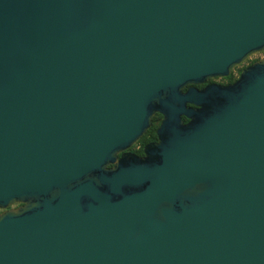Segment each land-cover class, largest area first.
I'll use <instances>...</instances> for the list:
<instances>
[{"label": "water", "instance_id": "obj_1", "mask_svg": "<svg viewBox=\"0 0 264 264\" xmlns=\"http://www.w3.org/2000/svg\"><path fill=\"white\" fill-rule=\"evenodd\" d=\"M262 52L264 0H0V264H264V59L197 88Z\"/></svg>", "mask_w": 264, "mask_h": 264}, {"label": "flooded vegetation", "instance_id": "obj_2", "mask_svg": "<svg viewBox=\"0 0 264 264\" xmlns=\"http://www.w3.org/2000/svg\"><path fill=\"white\" fill-rule=\"evenodd\" d=\"M257 61H259V59H256V60H252V62H250V63H248L247 65H245V66H241V69H244V68H246V67H248V66H250V65H252L253 63H255V62H257ZM240 70V69H239ZM219 80H223V81H225L224 83H222V82H219ZM236 81L234 80V81H232V82H230L229 81V79H228V77H226V78H214V79H211L208 83H206V84H204V85H200V86H197V88L198 89H203L204 87H206L207 85H209V84H219V85H230V84H233V83H235ZM185 90H187V89H185ZM157 115V114H156ZM155 117V116H154ZM184 119H186V118H184ZM162 120H163V116H162V119H161V121H160V124H161V122H162ZM187 121H185V123H188V119H186ZM152 124H153V122H152ZM160 124H159V126H160ZM159 126H158V128H159ZM152 127V126H151ZM158 128H157V130H158ZM150 130V129H149ZM148 130V131H149ZM157 130H156V134H157ZM147 131V132H148ZM146 132V133H147ZM146 135V134H145ZM144 135V136H145ZM143 136V137H144ZM142 137V138H143ZM142 138L140 139V141L142 140ZM139 141V142H140ZM158 141V135H157V139L156 140H151L150 142H148V144L147 145H149V144H153V143H156ZM138 142V143H139ZM137 143V144H138ZM137 144H135L131 149H129L127 152L128 153H133V154H135V155H137V156H140V157H142V156H144V150H143V154L142 155H140V154H138V150L140 149V146H136ZM146 145V146H147ZM145 146V147H146ZM145 149V148H144ZM121 156V155H120ZM119 156V157H120ZM20 206H22V205H17L16 207H20ZM4 210H0V214L3 212Z\"/></svg>", "mask_w": 264, "mask_h": 264}, {"label": "trees", "instance_id": "obj_3", "mask_svg": "<svg viewBox=\"0 0 264 264\" xmlns=\"http://www.w3.org/2000/svg\"><path fill=\"white\" fill-rule=\"evenodd\" d=\"M243 69L238 70V77L235 75L234 72H232V74L228 77L229 81H236ZM162 119V115L157 114L155 115V117L153 118V124L152 127L150 128V130L146 133V135L142 138V140L136 145V146H140V149L138 150V154L142 155L143 154V150L145 148V146L148 144V142H150L151 140H156L157 139V134H156V130L160 124V121ZM185 121H187L186 119H184Z\"/></svg>", "mask_w": 264, "mask_h": 264}, {"label": "rangeland", "instance_id": "obj_4", "mask_svg": "<svg viewBox=\"0 0 264 264\" xmlns=\"http://www.w3.org/2000/svg\"><path fill=\"white\" fill-rule=\"evenodd\" d=\"M256 59H259V60L264 59V52H262V53H258V54H255V55L251 56V57H250L245 63H243L242 65H240V66H238L237 68H235V69L233 70V72H234L235 75L238 77V70L241 69V66H245V65H247L248 63L252 62V60H256ZM219 82L224 83L225 81H223V80H219ZM14 207H16V206H14Z\"/></svg>", "mask_w": 264, "mask_h": 264}]
</instances>
